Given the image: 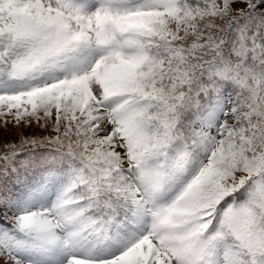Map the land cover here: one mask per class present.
<instances>
[{"label":"snow or ice","instance_id":"1","mask_svg":"<svg viewBox=\"0 0 264 264\" xmlns=\"http://www.w3.org/2000/svg\"><path fill=\"white\" fill-rule=\"evenodd\" d=\"M0 264H264V0H0Z\"/></svg>","mask_w":264,"mask_h":264},{"label":"rangeland","instance_id":"2","mask_svg":"<svg viewBox=\"0 0 264 264\" xmlns=\"http://www.w3.org/2000/svg\"><path fill=\"white\" fill-rule=\"evenodd\" d=\"M3 130V129H2ZM5 131V130H4ZM7 132H11L12 133V138L17 139L18 138V130H13L11 129V127H9ZM3 133V132H2ZM5 132L3 133V135L5 136Z\"/></svg>","mask_w":264,"mask_h":264},{"label":"trees","instance_id":"3","mask_svg":"<svg viewBox=\"0 0 264 264\" xmlns=\"http://www.w3.org/2000/svg\"><path fill=\"white\" fill-rule=\"evenodd\" d=\"M5 132L4 130L0 129V136H3V138L5 139H13L15 140L14 138H12V133L11 132H5V136L3 135V133Z\"/></svg>","mask_w":264,"mask_h":264}]
</instances>
